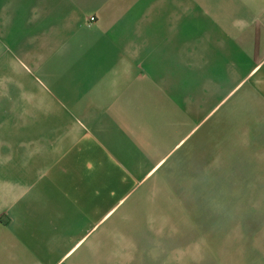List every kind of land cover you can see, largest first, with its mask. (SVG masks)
I'll use <instances>...</instances> for the list:
<instances>
[{"label":"crops","instance_id":"crops-1","mask_svg":"<svg viewBox=\"0 0 264 264\" xmlns=\"http://www.w3.org/2000/svg\"><path fill=\"white\" fill-rule=\"evenodd\" d=\"M258 118L264 0H0V264H93Z\"/></svg>","mask_w":264,"mask_h":264},{"label":"rangeland","instance_id":"rangeland-1","mask_svg":"<svg viewBox=\"0 0 264 264\" xmlns=\"http://www.w3.org/2000/svg\"><path fill=\"white\" fill-rule=\"evenodd\" d=\"M205 104L206 113L214 103ZM263 124L241 127L202 173L179 169L171 183L141 189L142 220L110 228L109 252L93 264H264Z\"/></svg>","mask_w":264,"mask_h":264},{"label":"built area","instance_id":"built-area-1","mask_svg":"<svg viewBox=\"0 0 264 264\" xmlns=\"http://www.w3.org/2000/svg\"><path fill=\"white\" fill-rule=\"evenodd\" d=\"M92 20H94V18H93V17H91V18H90V21H92Z\"/></svg>","mask_w":264,"mask_h":264}]
</instances>
